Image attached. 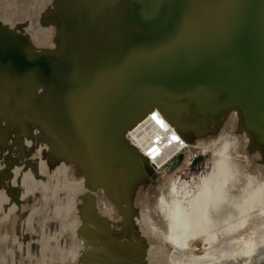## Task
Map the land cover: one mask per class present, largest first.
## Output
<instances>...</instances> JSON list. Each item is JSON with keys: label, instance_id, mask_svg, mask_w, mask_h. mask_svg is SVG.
I'll return each mask as SVG.
<instances>
[{"label": "bare ground", "instance_id": "bare-ground-1", "mask_svg": "<svg viewBox=\"0 0 264 264\" xmlns=\"http://www.w3.org/2000/svg\"><path fill=\"white\" fill-rule=\"evenodd\" d=\"M52 1L0 0V19L42 53L22 59L23 40L5 47L0 32V80L36 77L33 134L41 130L47 162L92 184L97 198L78 199L72 241L91 260L140 264L159 240L178 264H264L255 230L264 227V0H57L67 38L60 28L55 38L58 18L46 17ZM210 149L211 171L194 193L173 178L136 191L148 169Z\"/></svg>", "mask_w": 264, "mask_h": 264}, {"label": "rangeland", "instance_id": "rangeland-1", "mask_svg": "<svg viewBox=\"0 0 264 264\" xmlns=\"http://www.w3.org/2000/svg\"><path fill=\"white\" fill-rule=\"evenodd\" d=\"M61 10L58 1L54 0L46 13L47 18H53V16L58 18L54 24L52 23L53 29H56L55 38L58 28H60L58 33L62 31L64 38L69 37L68 26L65 17L60 14ZM81 12L85 17L84 11ZM83 26L85 27V23ZM21 31L15 23L1 17L0 32L5 35L3 42L5 47L10 43L12 45L18 39L23 40L27 46V40L24 39ZM27 48L28 46L19 54L22 59L34 58L38 51L39 55H42L41 50H37L36 46ZM148 48L152 49L151 44ZM172 50L173 54L178 51L176 42ZM137 54L140 56V52ZM231 55L237 57L239 53ZM139 61L143 67H146L147 64L143 63L142 57H139ZM180 62L185 66L189 65L186 59L184 61L180 58ZM38 71L43 75V70ZM25 79V76L14 77V74L9 72L5 79L2 77L0 80L5 89L0 93V264H131L121 255L100 254L91 260L87 256L86 248H83L86 244L78 246L73 242L69 232L73 234L74 226L77 225L73 218L76 216V205L77 208L80 205V202L77 203L78 199L83 197L87 200L97 197L94 196V190H91L92 184L89 181L83 179L81 182L75 183L73 180L71 182L70 174L59 172L61 167L51 166L47 162L49 148L41 137V140L39 139L41 130L33 134L32 111H36L33 103L34 98L41 102L40 82L36 81V77L28 81ZM175 80L177 81L175 88L179 89L181 82L176 78ZM197 142L204 141L198 138ZM258 147L257 156L264 158V149L260 145ZM211 151L210 149L205 153L194 155L184 150L162 170H159L160 172H155L153 168L148 169L144 177L149 181L141 180L136 191L143 189L145 192H153L156 188L164 189L168 186L169 179L173 178L179 179L180 183H188L187 191L194 193L199 177L211 171L213 163ZM84 160L88 163L87 158ZM258 161L261 160L258 159ZM127 172L134 176V179L136 178L137 171ZM112 177L111 180L114 178ZM88 179L91 180V178ZM106 180L109 186V178ZM129 180L131 179L127 181ZM115 182H112L113 187ZM116 183L125 187L124 182ZM132 183L137 184L135 181ZM112 185L111 188L114 189ZM112 189L109 191L112 192ZM105 194L102 192V195ZM68 206H73L71 212H68ZM146 211L148 212L149 209ZM137 219H144V209L140 207L137 209ZM255 230L259 236H264V227L258 226ZM140 254L142 256L140 264H175V261L178 264V253L168 250L159 240L147 246ZM91 255H93L92 251Z\"/></svg>", "mask_w": 264, "mask_h": 264}, {"label": "snow or ice", "instance_id": "snow-or-ice-1", "mask_svg": "<svg viewBox=\"0 0 264 264\" xmlns=\"http://www.w3.org/2000/svg\"><path fill=\"white\" fill-rule=\"evenodd\" d=\"M153 119H156V117L154 116ZM157 122L160 123L162 127L164 126L162 121H159L158 120ZM173 139H177V138L176 137H173Z\"/></svg>", "mask_w": 264, "mask_h": 264}]
</instances>
